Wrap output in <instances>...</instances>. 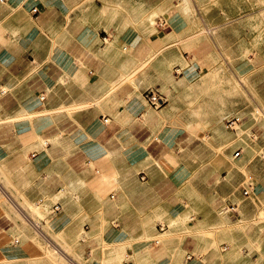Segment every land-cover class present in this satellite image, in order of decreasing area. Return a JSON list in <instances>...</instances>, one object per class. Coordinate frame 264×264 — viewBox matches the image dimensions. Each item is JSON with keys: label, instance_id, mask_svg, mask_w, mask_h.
Here are the masks:
<instances>
[{"label": "crops", "instance_id": "crops-1", "mask_svg": "<svg viewBox=\"0 0 264 264\" xmlns=\"http://www.w3.org/2000/svg\"><path fill=\"white\" fill-rule=\"evenodd\" d=\"M175 2L159 0L147 21L159 12L173 13ZM124 8L138 7L124 0H0V176L37 204L44 203L43 195L59 198L48 206L53 229L60 232L73 220L86 219L92 224L88 234L102 230L99 244L128 257L124 264H230L214 254L222 245L218 241L230 239L229 225L204 207L208 192L201 183L214 165L207 160L214 162L219 153L186 144L188 135L174 111L156 112L143 98L145 90L138 94L126 86L190 24L177 16L155 18L158 29L170 32L142 58L144 38ZM249 60L234 65L238 74L252 72ZM207 61L187 58L185 70L176 65L173 73L193 78ZM220 175L216 171L212 179ZM216 186L213 194L221 191ZM77 188H84L81 198ZM0 195L22 217L1 182ZM80 202L84 211L66 212ZM148 219L162 220L161 231L168 230L167 222L175 228L191 220L177 243L156 242L153 237L164 233L139 227ZM21 260L2 256L0 264Z\"/></svg>", "mask_w": 264, "mask_h": 264}, {"label": "rangeland", "instance_id": "rangeland-1", "mask_svg": "<svg viewBox=\"0 0 264 264\" xmlns=\"http://www.w3.org/2000/svg\"><path fill=\"white\" fill-rule=\"evenodd\" d=\"M175 1L172 0V3L176 4ZM158 2L124 0L126 6L138 7L124 8L123 12L130 25L138 29L144 38L142 58L151 56L159 48V39L170 32L158 29L155 18L167 21L177 16L182 21L187 20L190 28L182 29L175 39H170L172 46L134 75L126 86L138 94L149 88L160 91L167 97L168 103L155 111H174V116L181 122L178 126L184 128L188 135L189 140L185 143L203 144L208 151L215 149L219 153L214 162L207 160L209 165H214L201 179L208 192L204 207L216 212L220 218L218 223L229 225L226 233H229L230 239L218 241L222 245L216 247V258L230 264H264V0H188L186 12L179 9L178 0V7L173 13L159 12L150 22L147 21V15L155 10ZM128 51V48L124 49L126 54ZM198 56L209 60L208 67L200 74L193 78L174 75V66L179 65L185 70L187 58L195 61ZM250 58H253L252 62ZM248 60L253 64L252 72L238 74L234 65ZM174 84L180 86L176 88ZM219 109L223 112L222 117L215 118ZM231 116L240 119L234 130L224 126V121ZM227 148L229 153L226 154ZM235 152L240 155L234 157ZM227 167H232L230 173ZM216 171L221 175L219 180L216 178L214 181L212 176ZM140 176L139 180L143 181ZM0 182L28 215H34V221L39 224L38 230L48 232L50 239L64 251L66 259L37 234V229L27 225L20 213L1 195L0 258L23 259L13 264H92L93 260L99 264H124L128 260L125 255L120 257L116 254L113 245L103 244L105 248L101 247L98 240L102 230L96 231L97 235H89L92 224L86 219L73 220L68 228L60 232L53 229L49 223L48 206L59 198L55 200L43 195L46 198L40 205L35 199L27 200L24 189L10 186V181H7L8 185L3 174ZM213 185L220 186V193L213 194ZM243 187L252 191L250 197L243 196ZM75 192L79 194L78 198L84 196V188H77ZM230 205L236 209L224 212L223 209ZM84 208L85 205L80 202L78 206L66 208V212L74 215ZM99 208L100 211L103 208L109 211L103 205ZM190 220L175 228H170L167 222L168 230L164 228L162 231V220H142L139 227H151L155 235L156 228L164 233L153 237L156 242L172 238L181 243L183 231ZM100 223L102 226L103 222ZM86 224L89 228L85 227ZM216 226L218 228L219 225ZM217 238L219 240L220 236ZM225 245L227 248L223 249Z\"/></svg>", "mask_w": 264, "mask_h": 264}, {"label": "built area", "instance_id": "built-area-1", "mask_svg": "<svg viewBox=\"0 0 264 264\" xmlns=\"http://www.w3.org/2000/svg\"><path fill=\"white\" fill-rule=\"evenodd\" d=\"M163 26H165V22H160L159 27H163ZM143 98L145 99L148 106L154 110L162 109L168 103L166 97L161 92H159L157 89H153V88L146 89L143 92ZM106 121L107 120H105V122ZM239 122H240V119L238 117L231 116L224 121V126L226 129L234 130L235 127L239 124ZM239 155H240L239 152H235L234 157H238ZM140 179L144 180L145 176L142 174L140 176ZM242 194L245 197H250L252 195V191H249L243 187ZM59 209H60L59 205L52 206L53 212H58ZM228 209H230V211H234L233 206H230ZM15 244H17V241H15Z\"/></svg>", "mask_w": 264, "mask_h": 264}, {"label": "bare ground", "instance_id": "bare-ground-1", "mask_svg": "<svg viewBox=\"0 0 264 264\" xmlns=\"http://www.w3.org/2000/svg\"><path fill=\"white\" fill-rule=\"evenodd\" d=\"M187 2H188V0H180V4H179V9L181 10V11H183L184 12V9H186V5H187ZM219 113V114H218ZM222 110H216V115H215V118L216 117H218V116H220V117H222ZM220 121V120H219ZM232 165V164H231ZM227 168H229V173L231 172V168L230 167H227ZM244 174V173H243ZM7 195V194H6ZM13 206V205H12ZM18 207H19V210H20V212H22L23 213V215L26 217V218H24L25 220H27L28 221V224L30 223L31 225H32V227H34V229H37V234H39L40 236H41V238L42 239H44L45 241H46V243H48V245H50V247H52V248H55V250H57L58 252H59V254L62 256V257H64L65 259H66V256H65V253H64V251L61 249V248H59L58 246H57V244H55L54 243V241H52L51 239H50V236L48 235V232L46 233V232H44V231H42V230H38V228H39V224H38V222H36V221H34V215L32 216V215H28V213H26L25 211H24V207L22 208V206L20 205V204H18L17 205ZM17 210V209H16ZM227 210H228V208H225L224 209V211L225 212H227ZM19 212V211H18ZM22 215V214H21ZM23 215H22V217H23ZM39 218V217H38ZM245 223V222H244ZM30 225V226H31ZM57 252V253H58ZM59 255V256H60ZM67 260H69V259H67ZM70 262V261H69ZM71 263V262H70ZM71 264H74V263H71Z\"/></svg>", "mask_w": 264, "mask_h": 264}]
</instances>
